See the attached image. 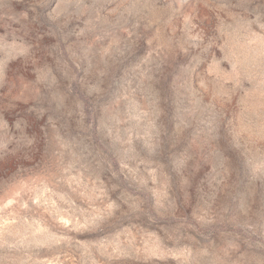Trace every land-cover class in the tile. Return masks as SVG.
Here are the masks:
<instances>
[{
	"label": "rangeland",
	"instance_id": "obj_1",
	"mask_svg": "<svg viewBox=\"0 0 264 264\" xmlns=\"http://www.w3.org/2000/svg\"><path fill=\"white\" fill-rule=\"evenodd\" d=\"M0 264H264V0H0Z\"/></svg>",
	"mask_w": 264,
	"mask_h": 264
}]
</instances>
